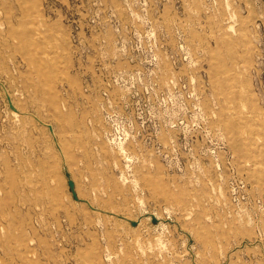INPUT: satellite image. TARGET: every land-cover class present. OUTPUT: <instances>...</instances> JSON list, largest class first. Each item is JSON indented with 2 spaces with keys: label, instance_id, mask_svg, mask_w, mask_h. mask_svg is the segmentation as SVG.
<instances>
[{
  "label": "rangeland",
  "instance_id": "1",
  "mask_svg": "<svg viewBox=\"0 0 264 264\" xmlns=\"http://www.w3.org/2000/svg\"><path fill=\"white\" fill-rule=\"evenodd\" d=\"M0 264H264V0H0Z\"/></svg>",
  "mask_w": 264,
  "mask_h": 264
},
{
  "label": "water",
  "instance_id": "2",
  "mask_svg": "<svg viewBox=\"0 0 264 264\" xmlns=\"http://www.w3.org/2000/svg\"><path fill=\"white\" fill-rule=\"evenodd\" d=\"M69 185L72 187V182H69Z\"/></svg>",
  "mask_w": 264,
  "mask_h": 264
},
{
  "label": "bare ground",
  "instance_id": "3",
  "mask_svg": "<svg viewBox=\"0 0 264 264\" xmlns=\"http://www.w3.org/2000/svg\"><path fill=\"white\" fill-rule=\"evenodd\" d=\"M227 108V107H226ZM254 140V139H253ZM257 149V148H256ZM261 163V162H260Z\"/></svg>",
  "mask_w": 264,
  "mask_h": 264
}]
</instances>
